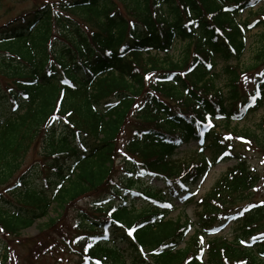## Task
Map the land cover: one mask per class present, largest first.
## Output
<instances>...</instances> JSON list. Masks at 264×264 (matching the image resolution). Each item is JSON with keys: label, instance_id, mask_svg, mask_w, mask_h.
Here are the masks:
<instances>
[{"label": "trees", "instance_id": "obj_1", "mask_svg": "<svg viewBox=\"0 0 264 264\" xmlns=\"http://www.w3.org/2000/svg\"><path fill=\"white\" fill-rule=\"evenodd\" d=\"M2 1L9 13L22 0ZM41 1L0 22V264L24 263L14 243L34 245L26 256L43 259L51 245L33 243L38 236L53 237L77 264H202L204 255L205 264H264V198L256 199L264 118L238 130L240 140L230 128L264 106V75L246 92L240 77L264 64V0ZM257 6L262 15L241 20ZM177 41L184 46L170 55ZM151 51L165 55L145 59ZM190 143L198 149L175 158ZM249 151L262 171L249 165ZM228 161L235 164L192 200L195 220L135 207L141 176L166 185L142 191L148 200L170 205V193H191ZM39 221L35 238L21 236ZM230 221L231 241L207 238Z\"/></svg>", "mask_w": 264, "mask_h": 264}, {"label": "rangeland", "instance_id": "obj_2", "mask_svg": "<svg viewBox=\"0 0 264 264\" xmlns=\"http://www.w3.org/2000/svg\"><path fill=\"white\" fill-rule=\"evenodd\" d=\"M29 1V2H28ZM32 1H36V0H22V1H19V2H16L14 1V3H10V11L9 13H6V7H7V3L5 1H2L3 4L2 6L0 7V22L2 23L4 21V19L6 18H9V17H13L15 16L19 11H23V10H26L27 8H30V3H32ZM39 2H42L41 0H37ZM51 2H55V1H58V0H49ZM124 6V3H116V8H118L119 10L118 11H121L123 14L125 12V9L123 8ZM261 6V5H260ZM260 6H257L251 13L250 12H243V15H241V20L243 21V19L247 18L248 16H250V18H256V15L257 13H255L256 11L262 15L263 13H261L260 10H262L263 8L260 7ZM56 9V8H55ZM254 19H252L251 21H253ZM86 26H88L87 24H85ZM89 27V26H88ZM91 27V26H90ZM89 27V29H90ZM261 32V29L258 28L255 30H252L250 31L249 33H247V40H246V49H245V53L243 54L242 56V59L239 63L240 66H242L243 68L245 66L248 65V61L250 59V56H251V49L253 48L252 46V42L255 38H257L259 35H257L258 33ZM180 43L176 45L175 47V50L174 51H171V53L174 52V55H179V48H180ZM234 64H236V62L234 63H231V65L234 66ZM223 69H222V64H219L216 66L215 68V75L219 74L221 75ZM264 72V64H261L260 66H258V68L256 69H252V70H248V72H246V74L242 75L240 74V77L243 79L241 81V88L242 90H244L245 92L246 91H251V88H252V84H253V81H255V79L257 78L258 75H260L261 73ZM256 77V78H255ZM217 80V85L218 86H223V82H221V80L219 79V77H216L215 78ZM222 79V78H221ZM264 118V106L263 108L259 109L258 112L253 115V116H250L248 117V119H246L245 121H241L239 124H232L231 127H236L234 129V134H241L238 132L241 131V130H244V129H255V127L259 124V120H263ZM218 130V129H217ZM237 131V132H236ZM258 132V131H257ZM237 139L240 140V136L237 135ZM234 141L236 142L237 140L234 139ZM238 142V141H237ZM236 150L241 152L243 151V147L238 144H236ZM189 148H192L194 149V151L196 150V146H190ZM120 149V148H119ZM188 150V147H183L180 149V152L177 154V158H182L183 154L185 151ZM257 155L255 154H252L250 151L247 152V157H248V162H249V165H252L253 167H256L258 170H261L262 171V165H261V158H260V154L256 153ZM206 155V154H205ZM125 156V154H123V152L121 153V158H123ZM132 159H134L132 157ZM116 160H120V159H116ZM121 161V160H120ZM119 162L116 163L115 165V177L118 178L120 176V173H122L123 171L121 170V165L120 163L118 164ZM235 162L234 161H228V163H221V164H218L208 175H207V178L201 182L199 184L198 187H196V189L198 190V193H197V198L199 196H202L204 195L209 189V187L211 185H213V183L218 179V177H220L224 172H226L228 170V168L232 167V165H234ZM153 183V186L157 187L159 191H161V189H163V185L159 182H155V181H151ZM260 190H259V194L257 195L256 199H262L264 198V181L263 183L261 184L260 186ZM194 189V190H196ZM259 196V197H258ZM8 198V200L10 202H12L11 198L10 197H6ZM186 197H181V198H177L173 203L174 205L176 206H179L181 204V200L185 199ZM196 198V199H197ZM89 202V201H88ZM88 202H80L78 203L77 205H79L78 207H81L83 206L84 208H86V206H88ZM148 205H150V203H147ZM138 205H140L139 203L136 205L137 207H139ZM182 211H184L183 207H179V208H175L174 211H171L167 214L166 218L167 219H173V220H176V218L178 217V220L181 219V217L185 216V218H191L192 220H195V215H194V209L192 206H187L185 211H184V215L182 214ZM74 211L72 209H70L68 211V214H67V217H69V221H68V224H67V229L64 231L66 232V236L64 235V237H66L67 239L69 238L70 234H74L73 233V227H72V222H73V218L74 217ZM44 223V221H39L35 224V226L31 227V228H28L27 230H24V232L21 233V236H26V237H32V238H35V236L38 235L39 233V226H41L42 224ZM233 224H230L228 227H226L222 233L220 234V236H228V241H231V229L233 228ZM43 229V228H41ZM234 231V229H233ZM237 232V231H235ZM235 232L233 233V235L235 234ZM232 235V236H233ZM219 236V237H220ZM52 238L53 237H44L43 236H38L34 241L36 242V240H43L44 243L47 244V242L49 241V245L51 246H48L49 248H51V251L47 253V255L45 257H43V259H40V260H37L36 262L32 261L29 257L26 256L27 252L29 251H32V247L30 248H23L19 245H17L16 243H14L16 245V252H18V255L19 257L20 256H23L25 258V261L24 263H19V262H15V263H19V264H77L78 260H76L75 257H73L72 255H70V253L66 250V251H63L61 250V247L58 248L56 250V245L55 244H52L51 241H52ZM1 243L0 245L3 244V241L2 239L0 240ZM29 243H32L31 241H27ZM5 243V242H4ZM42 243V242H40ZM12 244V245H14ZM39 244V243H38ZM181 247H184V244L181 246ZM203 259L205 260V256H203Z\"/></svg>", "mask_w": 264, "mask_h": 264}, {"label": "bare ground", "instance_id": "obj_3", "mask_svg": "<svg viewBox=\"0 0 264 264\" xmlns=\"http://www.w3.org/2000/svg\"><path fill=\"white\" fill-rule=\"evenodd\" d=\"M226 138L231 139L230 142H231L232 144H235L234 138H233L232 136H230V137L227 136ZM235 146H237V145L235 144Z\"/></svg>", "mask_w": 264, "mask_h": 264}, {"label": "snow or ice", "instance_id": "obj_4", "mask_svg": "<svg viewBox=\"0 0 264 264\" xmlns=\"http://www.w3.org/2000/svg\"><path fill=\"white\" fill-rule=\"evenodd\" d=\"M109 54H110V53H109ZM210 67H211V66H210ZM262 75H264V73H262ZM169 207H171V205H169ZM0 231H2V230H0ZM132 231H133V230H131V229L129 230V235L132 234Z\"/></svg>", "mask_w": 264, "mask_h": 264}]
</instances>
